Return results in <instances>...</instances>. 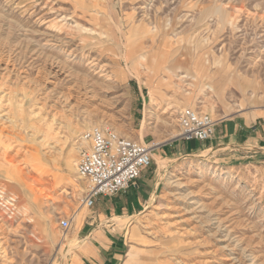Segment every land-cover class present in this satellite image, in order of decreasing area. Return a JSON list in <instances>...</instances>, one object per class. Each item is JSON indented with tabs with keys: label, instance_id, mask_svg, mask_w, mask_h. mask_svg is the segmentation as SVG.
I'll return each instance as SVG.
<instances>
[{
	"label": "rangeland",
	"instance_id": "rangeland-1",
	"mask_svg": "<svg viewBox=\"0 0 264 264\" xmlns=\"http://www.w3.org/2000/svg\"><path fill=\"white\" fill-rule=\"evenodd\" d=\"M185 108L264 113V0H0V264H69L95 126L154 147L121 264H264V162L176 153Z\"/></svg>",
	"mask_w": 264,
	"mask_h": 264
},
{
	"label": "crops",
	"instance_id": "crops-1",
	"mask_svg": "<svg viewBox=\"0 0 264 264\" xmlns=\"http://www.w3.org/2000/svg\"><path fill=\"white\" fill-rule=\"evenodd\" d=\"M133 73L138 76L136 72H132V76ZM232 83L242 93L247 88L254 89L255 94L263 89L255 79L237 78ZM212 84L210 89L219 96L229 91L226 81L219 80ZM152 95L158 100L154 92ZM174 149L176 153L184 156L211 152L217 156L226 155L229 158L264 162V113L254 114V117L239 115L219 120L211 140L206 142L178 140ZM70 167L73 168V161L70 162ZM44 173L41 172L40 175ZM20 175L21 182H14L20 193L25 190L35 192L34 188L24 181L23 172ZM43 190L38 189V192L43 193ZM152 193V185L148 180L142 179L125 192L98 197L94 207L82 218V225L76 238L78 244L69 255V264H121L126 252L125 232L131 219L144 210ZM37 199L35 196L36 202ZM25 203L24 197H19L18 207Z\"/></svg>",
	"mask_w": 264,
	"mask_h": 264
},
{
	"label": "built area",
	"instance_id": "built-area-1",
	"mask_svg": "<svg viewBox=\"0 0 264 264\" xmlns=\"http://www.w3.org/2000/svg\"><path fill=\"white\" fill-rule=\"evenodd\" d=\"M219 120L193 108L178 116V140L206 142L213 138ZM154 147L125 138L108 126H95L79 137L77 173L87 187L82 200L91 209L100 196H114L135 185L151 167ZM64 231L72 228L70 219L60 222Z\"/></svg>",
	"mask_w": 264,
	"mask_h": 264
},
{
	"label": "bare ground",
	"instance_id": "bare-ground-1",
	"mask_svg": "<svg viewBox=\"0 0 264 264\" xmlns=\"http://www.w3.org/2000/svg\"><path fill=\"white\" fill-rule=\"evenodd\" d=\"M68 97V96H67ZM69 99H70V97H69ZM70 101V100H69ZM153 146V145H152ZM19 182V181H18ZM181 184V183H180ZM7 197V196H6ZM8 202V201H7Z\"/></svg>",
	"mask_w": 264,
	"mask_h": 264
}]
</instances>
